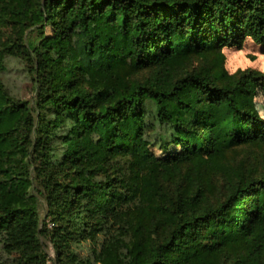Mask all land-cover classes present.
Segmentation results:
<instances>
[{
    "label": "trees",
    "instance_id": "16d2710c",
    "mask_svg": "<svg viewBox=\"0 0 264 264\" xmlns=\"http://www.w3.org/2000/svg\"><path fill=\"white\" fill-rule=\"evenodd\" d=\"M248 37L264 48V0H0V60L31 64L37 109L0 81V264H47L33 174L54 244L108 233L101 264H263L264 171L217 202L199 176L264 144V71L189 67Z\"/></svg>",
    "mask_w": 264,
    "mask_h": 264
},
{
    "label": "rangeland",
    "instance_id": "374dc122",
    "mask_svg": "<svg viewBox=\"0 0 264 264\" xmlns=\"http://www.w3.org/2000/svg\"><path fill=\"white\" fill-rule=\"evenodd\" d=\"M47 31L48 33H51L52 26L48 27ZM222 49H224L223 52L221 51ZM218 51L220 52L217 53ZM240 53H243L241 59L256 65L255 67L247 68L260 70V65L264 64V61L259 59L261 55H264L263 46L256 44L248 37L245 39L241 48L226 45L219 49H213L208 57L192 60L189 67L191 69L194 68L196 70L199 69L209 72H227L224 67L225 63H237L238 60L234 61L232 58L234 56H239ZM150 72L151 71L148 69H143L138 73H133L132 78L143 80L150 74ZM0 81L3 83L7 93L14 100H24L28 102L33 107V113H37V109L35 111V77L32 72L31 64L24 57L7 54L2 60H0ZM255 105L256 108L258 105L264 107L263 92L260 91L255 97ZM45 115L48 118L52 117L49 112ZM152 149L158 155L163 154L159 140L152 145ZM220 161L222 164V170H203V172L206 173L199 176V183L205 188H208L207 191L214 202H217L225 196V182L227 179L229 181L242 179L264 171V144H243L235 146L228 150ZM188 171H190L189 167L185 166V173L178 176V181L182 186L192 185L193 181L194 183L198 181L193 172H190V177H188ZM33 187L34 189H31V191L38 197L41 228L46 230L39 235V239L42 248L47 253V264H101L99 261V253L109 240V234L97 232L95 236L92 237L86 236L85 238H74L63 247L56 246L51 236V232L55 230L56 226L50 216H47V202L45 195L38 191L42 190V186L40 180L35 178V174H33ZM44 221L45 224H43ZM121 234L125 235L127 233L122 231ZM0 255L1 260L8 262L16 261L18 256L16 252L7 254L2 249L0 250Z\"/></svg>",
    "mask_w": 264,
    "mask_h": 264
},
{
    "label": "clouds",
    "instance_id": "9594fccd",
    "mask_svg": "<svg viewBox=\"0 0 264 264\" xmlns=\"http://www.w3.org/2000/svg\"><path fill=\"white\" fill-rule=\"evenodd\" d=\"M221 51L223 52L224 49H222ZM242 56H243V53H240L239 56H234L232 58V60H234V61L238 60L237 63H230V62L225 63L224 67H225V70L228 72L229 75L236 73L238 69L244 70L247 67H255L256 66L254 63H249L248 61H244L243 59H241ZM259 59L261 61H264V55H261L259 57ZM260 70L264 71V64L260 65ZM257 116L260 120H264V107H261L259 105L257 106Z\"/></svg>",
    "mask_w": 264,
    "mask_h": 264
}]
</instances>
